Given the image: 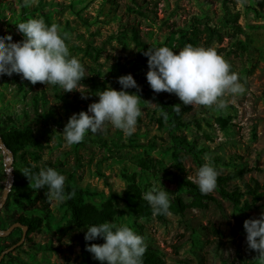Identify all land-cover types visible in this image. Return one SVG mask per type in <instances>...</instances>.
I'll return each mask as SVG.
<instances>
[{"label":"rangeland","instance_id":"obj_1","mask_svg":"<svg viewBox=\"0 0 264 264\" xmlns=\"http://www.w3.org/2000/svg\"><path fill=\"white\" fill-rule=\"evenodd\" d=\"M260 1L31 0L25 7L23 0H0V33L19 41L23 39L16 26L19 22L43 17L48 25L56 23L69 34L70 54L86 68L96 70L107 86H111L108 76L113 64L132 65L137 53L132 26L138 28L148 48L167 44L178 51L183 46L173 32L191 29L198 18L203 21L198 25L201 34L197 46L214 47L245 85L243 94L226 97L228 107L224 110L183 105L175 94L148 91L149 97L140 95L143 112L132 135L125 137L108 124L104 133L88 132L81 142L68 145L61 133L69 117L98 101L96 94L102 87L79 82L76 90L63 92L59 85L32 84L21 79V74H5L0 76V129L31 127L45 145L41 158L32 160V165L56 168L67 182L89 192L88 202L99 205L111 197L121 210L115 223L140 231L145 244L159 252L163 264H257L254 259L258 253L246 243L244 221L264 212V198L251 210L240 209L244 201H252L246 184L264 183V5L261 7ZM207 21L219 37L207 38L203 31ZM89 48L101 49L97 59L87 53ZM160 95L169 96L181 108H190L179 129L171 127V117L161 126L158 113L164 111L147 102L157 103ZM219 117L229 122L227 127H221ZM182 138L205 152L196 157L187 151ZM29 150L37 151L34 147ZM206 154L215 167L233 176L229 190L243 193L237 208L216 188L208 194L217 202L210 201L202 208L190 206L194 195L177 178L194 182ZM27 158L30 160L29 155ZM5 160L0 148V256L22 237L20 228L1 234L18 216H43L41 210L24 211L16 203L20 193L35 191L29 181L22 180L20 162L13 168L22 183L20 189L10 191L3 201L8 180ZM133 174L142 193L153 186L165 187L170 192V206L177 211L162 219L134 213L132 200L123 194ZM70 219L64 201L53 200L43 226L27 236L22 246L6 253L3 264H81V246L90 242L85 240L87 228H76Z\"/></svg>","mask_w":264,"mask_h":264},{"label":"clouds","instance_id":"obj_2","mask_svg":"<svg viewBox=\"0 0 264 264\" xmlns=\"http://www.w3.org/2000/svg\"><path fill=\"white\" fill-rule=\"evenodd\" d=\"M25 7L31 0H23ZM17 30L23 39L14 41L12 35L0 33V76L21 74V79L48 85H59L63 92L77 89L85 77V66L81 60L71 55L67 32H62L56 23L48 25L43 17L29 18L19 22ZM143 54L148 57L149 70L146 79L155 93L166 91L175 94L183 105H204L215 110L228 107L226 97L245 92L237 72L231 70L229 62L218 54L214 47L184 45L178 51L167 45L149 47ZM119 90L107 86L97 92L98 101L88 105L87 110L73 113L64 126L62 137L68 145L84 140L86 133H104L108 124L121 130L125 137L136 131L138 117L142 115L140 106V86L131 73L118 77ZM136 88L137 92L128 89ZM82 93V92H81ZM83 98L87 95L82 93ZM146 101V100H145ZM149 105H160L151 101ZM181 105L172 106L177 113ZM165 121L168 113L159 112ZM196 171L194 182L202 194H208L217 186L219 171L210 162L207 154ZM22 172L29 179L31 189L47 188L45 195L50 200L63 202L71 198L65 192L66 176L56 168L41 167L38 172L24 168ZM151 207L152 214L170 215V192L153 186L141 194ZM86 241L103 238V243L86 244L94 259L106 264H143L146 251L144 238L127 224L104 221L88 225ZM246 243L258 255L254 260L264 264V212L258 218L244 221Z\"/></svg>","mask_w":264,"mask_h":264},{"label":"trees","instance_id":"obj_3","mask_svg":"<svg viewBox=\"0 0 264 264\" xmlns=\"http://www.w3.org/2000/svg\"><path fill=\"white\" fill-rule=\"evenodd\" d=\"M261 7L264 5V0L259 2ZM194 23L189 30H182L178 29L173 33L179 35V42L182 46L191 43L194 46H197L200 41V34L201 30L199 29L198 25L203 21L198 18H194ZM237 17L234 20V23H237ZM17 25V24H16ZM132 40L135 43L136 54L132 60V65L129 66L128 62H116L111 66L108 80L111 82V87L119 90L121 85L118 82V77L121 75H125L131 73L135 80L137 81L138 85L140 86L139 95L143 97H149L148 91H154L147 79L146 73L149 70L148 68V57H146L143 52L148 49V45L142 40L139 30L136 26H132ZM237 30L239 33L241 32V28L237 25ZM207 33V38L212 39L214 36L219 37V32L216 28L211 26L209 21L206 22L204 30ZM167 45V44H166ZM95 52V54H93ZM101 49H94L89 48L87 53L92 57L94 55V59H97ZM89 72L85 71V77L80 81L85 85H90L93 88H97L98 86L102 87V90L107 87L106 80L102 81L98 72L94 69L86 68ZM107 80V81H108ZM130 92H137L136 88L128 89ZM157 103L160 104L158 107L162 111H166L168 113V117L170 118L171 127L175 129H179L184 123L182 122V118L189 111L190 108L184 106L181 108V111L177 113L175 109L172 107L176 105L172 98L169 96L163 97L158 96ZM217 122L221 125V127L225 128L228 126L229 122L222 117L217 118ZM160 125H164L163 117L159 120ZM0 137L4 144V146L12 153L13 155V168L19 166L18 162L21 165V176L22 180L28 182L29 179L25 176L22 170L26 167L31 168L33 172H38L40 169L38 166L32 165L33 161H38L41 158V151L45 148L37 136L35 135L34 130L31 127L25 128H4L0 129ZM184 143L187 145V151L193 153L196 157L200 154L204 153L205 150L198 149L195 144H191L187 141L186 138H182ZM34 147L37 149L35 152H30L29 148ZM30 156V160H28L27 156ZM142 166L148 168V164L142 161ZM202 164L200 163V166ZM217 168V167H216ZM219 171V176L217 178V186L216 189L218 190L221 197L224 199H228L232 202L235 208H237L242 203V196L243 193L237 190H229V182L233 179V176L230 174H224L222 170L217 168ZM15 174V180L12 187V191H18L21 186V181L16 179V171L13 170ZM130 183L127 188L124 190V196L132 200L130 203L133 212L144 217L153 216L152 210L150 205L147 201L143 200L141 197L142 190L139 187L136 181V175L133 174L129 177ZM177 181H180L193 195L194 199L191 202V207H207L208 202H217V199L214 196L209 194H202L197 186L192 181H183L180 178H177ZM248 188V193L252 195V201L249 202L248 200L244 201L241 207V211H248L252 208L256 207L257 204L264 198V183L261 185L259 182H256L254 185L246 184ZM262 189V191H261ZM11 191V193H12ZM74 191V195L71 198H66L64 200L65 205L67 206L68 210L70 211V222L73 226L78 229H84L88 225L97 224L104 221H116L117 217L121 214V210L117 207L114 200L109 197L104 200L101 204L97 205L92 202H88L86 200L89 192L77 185H74L70 182L65 181V192L71 193ZM47 192V188L44 189H36L32 192H22L19 194L20 199L16 200L17 205L23 209L24 211H32V210H41L43 216H26L20 215L15 219V222L22 223L28 227V236L32 233L37 232L42 226L44 221L49 218L50 211H51V204L53 200L48 199L45 195ZM26 200L27 204L23 202ZM169 211H177L174 206H170ZM159 219L164 218L165 215L158 214L156 215ZM138 234L141 235L140 231L135 230ZM218 232V230H215ZM142 236V235H141ZM29 240L31 238H28ZM20 239H18L15 243H17ZM103 238H97L94 241H90L88 243H84L81 246V253H82V262L81 264H106V262H101L97 259L93 258V255L86 250V244L91 243H103ZM11 245H7L10 247ZM146 251L143 256V264H163V258L159 254L156 249L151 248L146 244ZM19 248V247H18ZM3 264V261L0 263Z\"/></svg>","mask_w":264,"mask_h":264},{"label":"water","instance_id":"obj_4","mask_svg":"<svg viewBox=\"0 0 264 264\" xmlns=\"http://www.w3.org/2000/svg\"><path fill=\"white\" fill-rule=\"evenodd\" d=\"M0 148L3 150V152L6 155V157H7V155H9L11 158H13L12 153L4 146V144H3L2 140H1V137H0ZM4 166H5L6 170H9L12 167V164L9 161L5 160ZM9 192H10L9 185H7L6 188H5V191H4L3 201H5L7 199V196L9 194ZM16 228H20L22 230V237L17 243H15L13 246L8 248L0 256V263L2 262V259H3L4 255L6 253H9V252L15 250L16 248L22 246L24 244V242L26 241V238L28 236V227L26 225H23L22 223H19V222H15L7 231L2 232L1 234L4 235V234H7V233H10Z\"/></svg>","mask_w":264,"mask_h":264},{"label":"built area","instance_id":"obj_5","mask_svg":"<svg viewBox=\"0 0 264 264\" xmlns=\"http://www.w3.org/2000/svg\"><path fill=\"white\" fill-rule=\"evenodd\" d=\"M6 160L9 161L12 164V167L9 170L5 169V174H6L7 178H8L7 185H9V190L12 191V187H13L14 180H15V176H14V173H13V158H11L9 155H7Z\"/></svg>","mask_w":264,"mask_h":264}]
</instances>
